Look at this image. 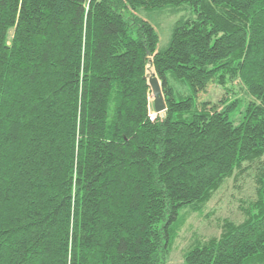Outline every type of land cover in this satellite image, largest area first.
<instances>
[{
    "label": "trees",
    "instance_id": "trees-1",
    "mask_svg": "<svg viewBox=\"0 0 264 264\" xmlns=\"http://www.w3.org/2000/svg\"><path fill=\"white\" fill-rule=\"evenodd\" d=\"M144 11L179 15L164 46ZM234 82L247 102L197 107ZM252 163L246 218L182 264H264V0H0V264H171Z\"/></svg>",
    "mask_w": 264,
    "mask_h": 264
},
{
    "label": "rangeland",
    "instance_id": "rangeland-1",
    "mask_svg": "<svg viewBox=\"0 0 264 264\" xmlns=\"http://www.w3.org/2000/svg\"><path fill=\"white\" fill-rule=\"evenodd\" d=\"M141 16L154 26L159 35V46L167 43L171 27L179 18V15H172L166 11H156L152 14L144 11L141 12ZM147 72L151 75L153 70L148 67ZM236 98L241 99L243 103L250 99L240 83H230L225 87L211 84L205 93L198 96L197 107L206 108L217 104L221 108L222 100ZM239 115V108H236L231 119L237 121ZM257 166V163L245 164L242 171L224 182L200 212L188 216L175 241L171 264H182L184 251L195 239L218 237L224 222L240 223L246 218L245 210L257 198L255 180Z\"/></svg>",
    "mask_w": 264,
    "mask_h": 264
},
{
    "label": "water",
    "instance_id": "water-1",
    "mask_svg": "<svg viewBox=\"0 0 264 264\" xmlns=\"http://www.w3.org/2000/svg\"><path fill=\"white\" fill-rule=\"evenodd\" d=\"M146 78L148 80V84L151 89V93L153 96V107L155 112L159 113L166 110V103L164 100L163 92L161 89V84L157 76L154 74H146Z\"/></svg>",
    "mask_w": 264,
    "mask_h": 264
},
{
    "label": "built area",
    "instance_id": "built-area-1",
    "mask_svg": "<svg viewBox=\"0 0 264 264\" xmlns=\"http://www.w3.org/2000/svg\"><path fill=\"white\" fill-rule=\"evenodd\" d=\"M148 102H149L148 118H149L150 121H154L159 116L160 117L164 116V112L157 113V112H155L152 109V107H153V96H152V93H150L149 96H148Z\"/></svg>",
    "mask_w": 264,
    "mask_h": 264
},
{
    "label": "bare ground",
    "instance_id": "bare-ground-1",
    "mask_svg": "<svg viewBox=\"0 0 264 264\" xmlns=\"http://www.w3.org/2000/svg\"><path fill=\"white\" fill-rule=\"evenodd\" d=\"M154 110V108H152Z\"/></svg>",
    "mask_w": 264,
    "mask_h": 264
},
{
    "label": "crops",
    "instance_id": "crops-1",
    "mask_svg": "<svg viewBox=\"0 0 264 264\" xmlns=\"http://www.w3.org/2000/svg\"><path fill=\"white\" fill-rule=\"evenodd\" d=\"M153 108V107H152Z\"/></svg>",
    "mask_w": 264,
    "mask_h": 264
}]
</instances>
